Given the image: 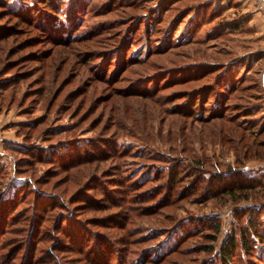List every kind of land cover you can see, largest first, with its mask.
Returning <instances> with one entry per match:
<instances>
[{"label":"rangeland","instance_id":"obj_1","mask_svg":"<svg viewBox=\"0 0 264 264\" xmlns=\"http://www.w3.org/2000/svg\"><path fill=\"white\" fill-rule=\"evenodd\" d=\"M60 3L53 10L39 0H0V29L5 30L0 38V194L4 199L16 192V204L7 209L10 218L28 217L33 208L35 193L25 190L26 182L62 194L74 212L78 201L69 196L85 190L98 198L108 184L124 188L111 192H124L125 207L106 212L125 215V230L135 238L128 245L129 259L164 253L157 264H221L217 249L223 238L234 230L239 234L250 222L249 247L239 246L229 264H264V241L253 235L256 230L264 240V133L255 135L264 126V2ZM8 7L21 14H8ZM195 8L200 12L191 29L187 11ZM203 8L211 11L209 17H201ZM242 17L247 18L242 28L218 25ZM225 68L236 78L235 89L221 100L215 81ZM195 94L202 99L192 105ZM89 138L103 142V160L65 173L60 166L78 153L72 144ZM123 147L128 152L118 153ZM42 151L45 155L38 157ZM231 168L250 174L252 186L234 196L212 194L216 185L209 174ZM172 170L181 171L175 180ZM133 180L146 182L134 189ZM145 191L152 194L140 198ZM1 204L0 209L7 208ZM100 208L75 214L94 231L123 232L93 224L94 217L104 216ZM8 226H21L22 232L14 235L12 229L15 233L1 237V254L7 243L20 244L30 229L26 221ZM42 228L49 234L38 243L37 256L61 236L48 221ZM179 238L176 251L168 254ZM58 255L62 264H85L83 255Z\"/></svg>","mask_w":264,"mask_h":264},{"label":"trees","instance_id":"obj_2","mask_svg":"<svg viewBox=\"0 0 264 264\" xmlns=\"http://www.w3.org/2000/svg\"><path fill=\"white\" fill-rule=\"evenodd\" d=\"M60 2L61 0H54V4H53L49 0H39L40 4L47 5V7H51L53 10L55 9V7L56 8L61 7ZM197 5L201 6L203 4L198 3ZM20 11L21 10L11 9L10 7H8L7 9L8 14L15 13L20 15L21 14ZM24 12L26 13V11ZM197 12H200V8L190 9L187 11V13L189 14L192 13V16L189 17L190 18L189 25L191 26V29L193 28V25L196 23V22L193 23L191 20L196 18L195 14H197ZM210 12L211 11L208 10L207 8L206 9L203 8V11H201V17L203 18L209 17ZM28 15L29 16L33 15V12H30ZM246 21L247 18L242 17L239 20L234 19L225 23L221 22L218 25L233 30V29L242 28L243 27L242 24L245 23ZM4 32L5 30L0 29V38H3ZM76 36L77 35H73L72 37L75 38ZM222 71L223 72H220L215 83H217L218 86H221L220 87L221 90L218 92L219 96L221 97L222 95L223 97H226L228 93H231L235 89V83H233L235 80L233 79L236 78L232 77L230 68H225ZM230 80L232 81V83ZM251 88L255 90L254 86ZM204 93H205L204 99H206L207 91H204ZM254 94L257 96L258 92H254ZM201 99H202L201 94H198V96L196 94L193 95L192 101H194V103L192 105L195 104V101L200 102ZM218 99L222 100L224 98L218 97ZM190 107L192 108L193 106ZM201 116L203 118L207 117L204 115ZM262 133H264V126H262L259 132L255 133V135L259 136ZM254 139L255 136L253 137L252 140ZM260 141L257 142L254 141L253 145L255 147L256 146L258 147V145H260L259 144ZM102 144L103 142L101 143L100 140H97L96 138H89L87 140H83L78 143L76 142L73 143L72 145L77 149L78 153L74 152L73 154H71L72 156L70 157L69 160H67L68 161L67 164L63 163V165L60 166L61 169H63L65 173H69V170L73 168L76 167L78 168L79 166L82 167V165L92 163L93 161L103 160L102 156H104L105 153L101 146ZM126 152L128 151L124 147L118 150V153L120 154L121 153L124 154ZM33 153L34 152L30 154ZM37 153H39L38 157L41 158L43 157V155H45L44 151ZM78 170L80 169L78 168ZM178 171L175 170L170 171V173H173L172 174L173 180H175V178H177L181 174V171L180 172ZM226 177L227 179L225 180ZM250 177H251L250 174L244 175L241 169L239 170L236 168H231L230 170H213L209 174L208 179L213 181V184L216 185V188L211 193L228 194L230 196H234V194L237 191L244 190L245 188H250L252 186L253 184L252 181L255 180H250ZM44 182H46V180H44ZM145 182H146L145 180L143 181L133 180L129 184L130 186L133 185L134 189H138L141 186H143ZM244 182H246L247 184H245ZM37 183L39 184V182ZM26 184H27L26 186L27 188L25 190L26 191L29 190L30 193H35L31 203L32 205L31 207L33 208L29 213L28 217L19 218V216H11L10 218L9 212L16 204L15 202L17 197L16 192L14 193V191H12L9 198H4V199L3 196L1 198V194H0V203H2L3 205H5V207H7L4 209L3 208L0 209V245L4 243L3 242L4 240H1V237H3V235L6 232H11V233L16 232L14 235L16 234L18 235L19 232L21 234L22 232V228L20 229L21 226H18V228L9 229L8 226L9 224L16 225V223H24L25 221L30 224V229L28 230L29 232L21 236L22 241L19 240L20 244L17 243L18 242L17 240H13L12 242L6 244L5 247L8 246L9 248L4 253L2 254L0 253V264H62L61 260L63 259L62 256L58 255V252H64V253L72 252V253H77L78 255H83L85 258V264H144L146 262L150 264H157L163 260L164 253L163 254L158 253L153 255L150 254L149 257L148 255L145 257L144 254L142 253V256H139L140 258L138 257L137 260L131 258L129 259L128 256L130 253V249H128V245L132 244L135 238H132V236L129 235L128 230H125V225H126L125 215L117 214V215L109 216V214H107L108 212H106L109 211L108 209H110V207L112 206L113 207L123 206V208L125 207L124 204L126 205V196L124 192L122 196L113 195L111 192V190L118 189L120 187L118 186L108 187L107 184V186L101 188V196H99L98 198L93 197L85 190L81 192L78 191L77 193L69 196L68 198V199H73L74 201H78V203L75 206V208H77L76 209L77 212H74L72 208H69L68 203L64 202L62 198V194L53 191H46L36 186L31 187V184L29 182L28 183L26 182ZM247 185L250 187H246ZM122 188L123 187H121L120 189ZM23 191H24L23 188H21V190H19V193L21 192L23 193ZM150 194H152L151 191H145L144 194L138 196L140 198H144V197H149ZM25 197L26 195L24 196V198ZM98 206H101L102 208L100 209H102L105 213L104 216L101 218L94 217L95 222H93V224L97 226H102L104 228L117 227L118 229L123 230V232L119 234L111 233L109 235L102 234L101 232L92 230L93 228L91 227L89 221H86L87 222L86 224L84 223L85 219L81 221L77 218L75 214V213L78 214L82 213L81 211L84 210L91 211L97 209ZM9 208L10 211L8 212L7 209ZM55 208H58L59 210L53 213ZM249 218L250 216L248 217V219ZM44 221L50 222L52 229H54L55 232H59L61 236H59V238L55 236V238H53L55 240L52 239L50 242L51 248L49 250H46L44 255L42 254V256H37L36 247L38 243H41L42 239L45 237L44 235L49 234L47 228L41 229L42 223ZM249 223L250 222H247V228L244 227L242 228V230L239 229V234H237V231L234 230L223 238L217 249V255L221 264H229L232 261L233 254L239 248V246L249 247L248 246L249 244L248 237L250 235V231L248 229L250 226ZM251 226H254V224H251ZM218 228H219L218 224H215L214 229L218 230ZM12 229L14 230L16 229V231L14 232V230L12 231ZM253 235L257 239L264 241L263 238L261 237V234H259L256 230L253 231ZM61 237H63V239H61ZM209 237L211 241L215 239V236L213 235H210ZM140 238H142V240H144V238L148 239L147 237H143V236H140ZM182 240L180 238L179 240H176L174 244H172L170 247L168 246V250L166 252L168 254L174 253L178 248L179 244L182 242ZM23 245H25V249L22 250V252H20ZM116 245H120V246L117 247ZM212 248H213L212 246H209L208 251H212L213 250ZM40 251L42 252L43 250ZM72 259H74V257H72Z\"/></svg>","mask_w":264,"mask_h":264},{"label":"built area","instance_id":"obj_3","mask_svg":"<svg viewBox=\"0 0 264 264\" xmlns=\"http://www.w3.org/2000/svg\"><path fill=\"white\" fill-rule=\"evenodd\" d=\"M262 2H264V0H261Z\"/></svg>","mask_w":264,"mask_h":264}]
</instances>
